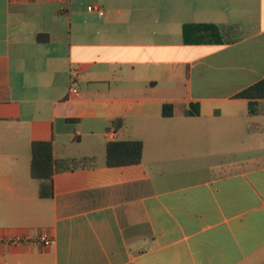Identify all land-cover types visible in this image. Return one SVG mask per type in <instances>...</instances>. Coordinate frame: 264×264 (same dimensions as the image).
<instances>
[{
  "label": "crops",
  "instance_id": "obj_1",
  "mask_svg": "<svg viewBox=\"0 0 264 264\" xmlns=\"http://www.w3.org/2000/svg\"><path fill=\"white\" fill-rule=\"evenodd\" d=\"M187 24L222 44H185ZM263 78L264 0H0V240H51L2 244L0 264H264V102L234 98ZM135 140L139 164L105 166ZM36 141L86 159L51 199Z\"/></svg>",
  "mask_w": 264,
  "mask_h": 264
},
{
  "label": "trees",
  "instance_id": "obj_2",
  "mask_svg": "<svg viewBox=\"0 0 264 264\" xmlns=\"http://www.w3.org/2000/svg\"><path fill=\"white\" fill-rule=\"evenodd\" d=\"M248 32L250 33L251 28ZM229 30L234 31L235 28ZM247 32V33H248ZM182 37L185 44L214 43L222 44L221 30L215 25H184ZM37 42H44L41 36L36 37ZM235 99L247 101L248 113L257 115L259 113V102H264V78L253 85L243 89L234 96ZM185 116H198L199 106L190 104L184 112ZM162 116H172V107L164 105ZM143 145L141 141H113L105 147V166L107 168H121L137 165L141 162ZM90 160V159H89ZM86 159L82 161L57 160L53 156L52 143L36 141L30 146V176L38 181V197L40 199L53 198V176L56 173L67 172L79 167H84Z\"/></svg>",
  "mask_w": 264,
  "mask_h": 264
},
{
  "label": "built area",
  "instance_id": "obj_3",
  "mask_svg": "<svg viewBox=\"0 0 264 264\" xmlns=\"http://www.w3.org/2000/svg\"><path fill=\"white\" fill-rule=\"evenodd\" d=\"M88 11L91 13H96L99 17L103 16V12L96 8V7H89ZM68 94L76 95L78 93V83L73 76V74L70 75L69 81H68V87H67ZM51 243V240L41 235L37 237L36 239H31L29 237L25 236H15V237H8L5 239L0 240V245H10V246H21V245H34V246H40V247H48Z\"/></svg>",
  "mask_w": 264,
  "mask_h": 264
},
{
  "label": "rangeland",
  "instance_id": "obj_4",
  "mask_svg": "<svg viewBox=\"0 0 264 264\" xmlns=\"http://www.w3.org/2000/svg\"><path fill=\"white\" fill-rule=\"evenodd\" d=\"M249 29H242L241 32L247 33ZM235 33V32H234ZM237 34H233V36H236Z\"/></svg>",
  "mask_w": 264,
  "mask_h": 264
}]
</instances>
